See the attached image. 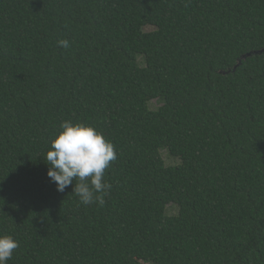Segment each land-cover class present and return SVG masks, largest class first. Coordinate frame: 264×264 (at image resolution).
Here are the masks:
<instances>
[{
  "label": "trees",
  "instance_id": "trees-1",
  "mask_svg": "<svg viewBox=\"0 0 264 264\" xmlns=\"http://www.w3.org/2000/svg\"><path fill=\"white\" fill-rule=\"evenodd\" d=\"M64 120L116 147L103 206L48 177ZM0 234L8 264H264V0H0Z\"/></svg>",
  "mask_w": 264,
  "mask_h": 264
},
{
  "label": "clouds",
  "instance_id": "clouds-1",
  "mask_svg": "<svg viewBox=\"0 0 264 264\" xmlns=\"http://www.w3.org/2000/svg\"><path fill=\"white\" fill-rule=\"evenodd\" d=\"M67 48L69 41H58ZM118 158L114 143L103 132L86 122L64 120L54 135L50 149L44 157L49 165L48 177L65 189L75 181L73 192L83 205L105 204V196L112 188L104 179L105 171ZM19 242L10 234H0V264H8Z\"/></svg>",
  "mask_w": 264,
  "mask_h": 264
},
{
  "label": "rangeland",
  "instance_id": "rangeland-1",
  "mask_svg": "<svg viewBox=\"0 0 264 264\" xmlns=\"http://www.w3.org/2000/svg\"><path fill=\"white\" fill-rule=\"evenodd\" d=\"M153 29H154L153 27H147L146 28V30H153ZM152 104H153L154 108L158 107V105H159L156 100ZM164 151H166V149L162 150V152H164ZM163 155H164V159H165L167 164H178V163H180L179 159H177L175 157H171L167 152H164ZM168 212L169 213H176L177 207L175 205L169 206Z\"/></svg>",
  "mask_w": 264,
  "mask_h": 264
},
{
  "label": "water",
  "instance_id": "water-1",
  "mask_svg": "<svg viewBox=\"0 0 264 264\" xmlns=\"http://www.w3.org/2000/svg\"><path fill=\"white\" fill-rule=\"evenodd\" d=\"M248 55L250 56V55H252V53H249ZM244 57H246V56H244Z\"/></svg>",
  "mask_w": 264,
  "mask_h": 264
}]
</instances>
